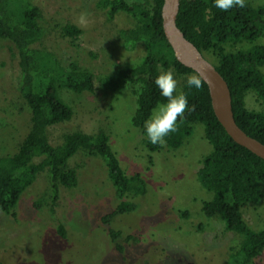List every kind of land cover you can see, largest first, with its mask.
I'll return each instance as SVG.
<instances>
[{"label":"rangeland","instance_id":"374dc122","mask_svg":"<svg viewBox=\"0 0 264 264\" xmlns=\"http://www.w3.org/2000/svg\"><path fill=\"white\" fill-rule=\"evenodd\" d=\"M27 1L40 12L41 37L34 48L52 53L64 68L75 63L101 85L95 94L80 97L57 91V97L73 114L48 128L49 143L59 145L64 135L73 132L95 135L103 131L123 173H139L145 193L122 198L133 203L134 209L110 220L111 228L119 232V254L100 217L121 199L114 193L103 161L78 150L67 163L76 174V183L62 190L55 205L51 204L46 175L41 171L20 195L15 219L0 213V264H236L230 255L238 247L239 236L225 231L216 217L207 218L200 211L201 204L210 198L195 177L201 159L210 151L202 126L192 124L191 135L175 150L162 146L149 152L144 138L129 121L138 85L128 82L120 90L109 87L118 71L133 67L143 57L141 44L125 50L118 39V30L125 24L132 26L134 21L120 16L119 23L107 22L103 12L94 7L96 0ZM245 2L264 7V0ZM81 15L84 25L78 23ZM65 23L80 30L78 48L61 36L60 28ZM256 46L264 47V29L252 42L222 45L226 53ZM204 57L216 63L211 53H204ZM258 70L264 76V66ZM161 72L166 71L159 69ZM188 76L174 75L175 95ZM18 81L16 51L10 42L0 41V155L15 152L29 127V110L19 97ZM243 102L247 111L264 108L251 91ZM261 189L263 198L241 210L243 221L253 230H264V186ZM56 224L65 228L64 239L56 235ZM248 264H264V247Z\"/></svg>","mask_w":264,"mask_h":264},{"label":"trees","instance_id":"16d2710c","mask_svg":"<svg viewBox=\"0 0 264 264\" xmlns=\"http://www.w3.org/2000/svg\"><path fill=\"white\" fill-rule=\"evenodd\" d=\"M162 2H94V7L103 12L107 22L119 23L120 16L134 21L132 26L125 24L118 30V39L125 50L141 44L143 57L133 67L118 71L110 79L109 87L120 90L128 82L138 85L129 121L144 138L149 152L162 147L150 143L144 127L153 109L167 102L154 83L159 69L171 70L178 77L195 75L175 60L164 38L160 17ZM245 3L244 8L237 6L225 12L215 6L214 0H180L175 26L203 56L209 52L216 58L212 65L228 87L234 123L247 136L264 145V108L257 112L247 111L243 102L245 94L251 91L264 106V76L258 70L264 66V47L233 53L224 52L222 47L226 43L252 42L261 35L264 7ZM39 18L38 8L27 0H0V41L10 42L16 51L18 94L29 110V127L17 149L11 154L0 155V213L15 219L20 195L32 186L41 171L45 172L51 204L55 205L62 190L71 189L76 183V174L67 163L78 150L86 151L103 161L114 193L121 199L113 210L100 217L113 249L120 254L119 232L111 228L110 220L134 209L133 203L123 199L144 195L145 182L139 173L129 176L123 173L103 131L95 135L73 132L64 135L59 145L49 143L48 128L69 120L73 114L57 97V91L66 90L80 97L95 94L101 85L93 74L75 63L64 68L52 53L34 48L41 37ZM60 34L78 48L81 32L75 25L65 23ZM181 91L188 98L189 110L178 119V131L167 135L163 146L168 150L179 148L191 135L192 124L202 126L210 151L201 159L195 177L210 198L201 204L200 211L207 218L216 217L225 231L239 236L238 247L230 256L236 264H248L264 247V230L250 229L242 219L241 210L254 206L263 198L264 161L226 135L213 115L204 83L202 89H196L189 88L185 82ZM55 232L60 239L65 238V228L61 224L55 225Z\"/></svg>","mask_w":264,"mask_h":264},{"label":"water","instance_id":"95a60500","mask_svg":"<svg viewBox=\"0 0 264 264\" xmlns=\"http://www.w3.org/2000/svg\"><path fill=\"white\" fill-rule=\"evenodd\" d=\"M160 8L161 29L175 60L203 77L207 87L210 107L226 135L238 146L264 161V145L243 133L234 123L230 94L225 81L214 66L188 42L175 26V17L180 0H162Z\"/></svg>","mask_w":264,"mask_h":264},{"label":"clouds","instance_id":"9594fccd","mask_svg":"<svg viewBox=\"0 0 264 264\" xmlns=\"http://www.w3.org/2000/svg\"><path fill=\"white\" fill-rule=\"evenodd\" d=\"M214 2L218 9L225 12L233 7L244 8L246 6L245 0H214ZM78 23L86 24L83 15H81ZM154 83L167 102L158 104L153 109L150 118L145 121L144 127L150 143L163 146L165 137L178 131V119L189 110L188 98L182 91L178 95H174L177 90V80L171 70L161 72ZM186 83L189 88L202 89L204 81L200 75H191L186 78Z\"/></svg>","mask_w":264,"mask_h":264}]
</instances>
